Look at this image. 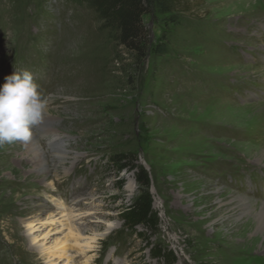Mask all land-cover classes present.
<instances>
[{
  "label": "rangeland",
  "instance_id": "1",
  "mask_svg": "<svg viewBox=\"0 0 264 264\" xmlns=\"http://www.w3.org/2000/svg\"><path fill=\"white\" fill-rule=\"evenodd\" d=\"M158 1L138 59L85 0H0V85L29 70L47 101L0 145V264H163L148 237L175 264H264V0ZM116 154L150 176L156 235L120 238L140 189Z\"/></svg>",
  "mask_w": 264,
  "mask_h": 264
},
{
  "label": "trees",
  "instance_id": "2",
  "mask_svg": "<svg viewBox=\"0 0 264 264\" xmlns=\"http://www.w3.org/2000/svg\"><path fill=\"white\" fill-rule=\"evenodd\" d=\"M99 14L101 20L106 26L112 27L117 33L119 43L127 50L133 52L138 59L147 54V45L149 44V34L145 27L144 16L148 14L149 5L154 0H85ZM169 1L173 4L177 0ZM155 2H160L155 0ZM171 4L169 5L170 8ZM170 10V9H169ZM168 11V10H166ZM111 163L119 170L137 169L135 171V180L139 186L140 193L132 200V203L125 207L121 213L123 220L121 230V239L128 242L127 238L133 235L141 238L145 231L140 228L149 229L153 234L159 230L160 219L154 210V200L150 193L151 179L145 169L140 165H133L125 155H112ZM147 246L150 248V256L153 259L160 260L163 264H175L177 257L172 250L167 249L160 243H153L147 239ZM123 253L128 252L125 248Z\"/></svg>",
  "mask_w": 264,
  "mask_h": 264
},
{
  "label": "clouds",
  "instance_id": "3",
  "mask_svg": "<svg viewBox=\"0 0 264 264\" xmlns=\"http://www.w3.org/2000/svg\"><path fill=\"white\" fill-rule=\"evenodd\" d=\"M47 101L29 70H15L0 85V145L29 142L43 120Z\"/></svg>",
  "mask_w": 264,
  "mask_h": 264
},
{
  "label": "bare ground",
  "instance_id": "4",
  "mask_svg": "<svg viewBox=\"0 0 264 264\" xmlns=\"http://www.w3.org/2000/svg\"><path fill=\"white\" fill-rule=\"evenodd\" d=\"M56 136V135H55ZM42 155H44V152H42ZM41 156V155H40ZM37 158V157H36ZM38 163H39V161H36V165H38ZM40 165H41V163H40ZM65 168V167H64ZM63 168V169H64ZM57 172V171H56ZM57 175V174H56ZM241 194V193H240ZM73 197V196H72ZM82 199V196H76V197H74V198H72V200L70 201V205H71V208H70V205L67 207V208H69L68 209V211L66 210V213L63 215V216H67L68 214H69V216H70V218L72 219V217L73 218H78L79 216H81V215H83L82 213H79V214H77V212H76V209H75V207H76V205L80 202V200ZM89 199H91V197H89V198H87V200H89ZM238 199H240V200H243V203L246 205V207H248V208H250V206H252V208H253V205L255 206V203L256 202H254L253 201V199H251V198H249V197H244V196H235V200L236 201H238ZM235 201V202H236ZM63 203V202H62ZM65 203V202H64ZM74 204H75V206H74ZM68 205V204H67ZM261 207H263L264 208V201L261 203ZM242 206V205H241ZM42 207H40V211H42L43 210V208L41 209ZM244 208V207H243ZM59 213V212H58ZM96 214V213H95ZM65 220H67V218L65 219ZM41 221V220H40ZM77 221H74V219L72 220V223L70 224V231H71V233L72 234H74L75 236H78L80 233H81V231H82V228H80V226H78L77 225V223H76ZM27 226H29V228H28V233L30 234V232L32 231V230H34L35 229V226H36V224H35V220H32V221H28L27 223ZM257 225H258V223H257ZM259 229L262 231V236H264V230L262 229V226H261V224H259ZM30 236H32L31 237V242H35L36 241V239H37V236H35V235H31L30 234ZM264 238V237H263ZM42 244V243H41ZM37 248H39V250H40V252L42 253V254H47V251H48V249L47 248H45L44 246H39V247H37ZM47 264H55L53 261H47ZM85 264H89L88 262H86Z\"/></svg>",
  "mask_w": 264,
  "mask_h": 264
}]
</instances>
